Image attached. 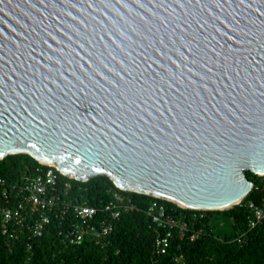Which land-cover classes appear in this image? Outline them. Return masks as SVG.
<instances>
[{
  "label": "water",
  "instance_id": "obj_1",
  "mask_svg": "<svg viewBox=\"0 0 264 264\" xmlns=\"http://www.w3.org/2000/svg\"><path fill=\"white\" fill-rule=\"evenodd\" d=\"M17 154L239 206L264 176V0H0V160Z\"/></svg>",
  "mask_w": 264,
  "mask_h": 264
},
{
  "label": "trees",
  "instance_id": "obj_2",
  "mask_svg": "<svg viewBox=\"0 0 264 264\" xmlns=\"http://www.w3.org/2000/svg\"><path fill=\"white\" fill-rule=\"evenodd\" d=\"M41 166L27 154L0 160V206L14 195L15 186ZM57 173L71 186L62 194L65 201L102 207L117 193L132 198L134 209L122 215L107 244L64 245L57 221L41 237L32 238L18 224L5 226L0 220V264H264V220L255 227L249 225L253 213L250 203H263L264 182L250 171L246 175L254 188L239 206L224 211L178 207V216L188 224V230L183 237L179 232L171 233L166 253L158 243L165 232L146 214L152 201L162 200L122 191L107 176L80 182Z\"/></svg>",
  "mask_w": 264,
  "mask_h": 264
},
{
  "label": "built area",
  "instance_id": "obj_3",
  "mask_svg": "<svg viewBox=\"0 0 264 264\" xmlns=\"http://www.w3.org/2000/svg\"><path fill=\"white\" fill-rule=\"evenodd\" d=\"M57 172L54 166L36 168L32 176L25 178L18 188H13L14 195L6 199L7 204L0 206V220L5 226L18 224L32 238L41 237L51 223L57 221L62 226L64 245L107 244L122 215L134 209L132 198L116 193L112 201L102 207L65 201L62 194L67 193L71 186L63 183ZM261 177L264 182V176ZM163 201H152L146 214L157 228L165 232L158 243L161 252L166 253L171 233L176 231L183 237L188 224L178 216V207H183ZM250 207L253 213L249 225L255 227L264 220V201L261 205L251 202Z\"/></svg>",
  "mask_w": 264,
  "mask_h": 264
},
{
  "label": "bare ground",
  "instance_id": "obj_4",
  "mask_svg": "<svg viewBox=\"0 0 264 264\" xmlns=\"http://www.w3.org/2000/svg\"><path fill=\"white\" fill-rule=\"evenodd\" d=\"M178 205L184 207V205H180V204H178Z\"/></svg>",
  "mask_w": 264,
  "mask_h": 264
}]
</instances>
